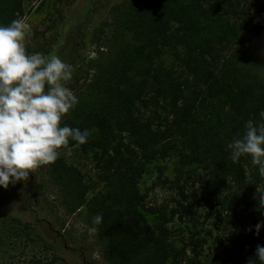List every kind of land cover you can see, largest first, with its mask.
Returning a JSON list of instances; mask_svg holds the SVG:
<instances>
[{"label": "trees", "instance_id": "16d2710c", "mask_svg": "<svg viewBox=\"0 0 264 264\" xmlns=\"http://www.w3.org/2000/svg\"><path fill=\"white\" fill-rule=\"evenodd\" d=\"M252 8L253 0H129L117 16L112 50L62 121L92 130L86 144L69 147L91 156L95 178L62 154L46 165L65 209L84 208L89 227L103 216L95 234L108 264H249L264 245V228L255 232L264 222V177L250 157L233 163L227 148L264 111V52L240 38ZM22 16L21 0H0V25ZM170 156L172 179L161 170L154 179L174 191L168 219L165 209L145 210L140 182L149 163ZM200 206L224 226L216 240L225 244L210 255L200 232L176 241L166 225L196 227ZM22 264L69 263L55 255Z\"/></svg>", "mask_w": 264, "mask_h": 264}, {"label": "rangeland", "instance_id": "374dc122", "mask_svg": "<svg viewBox=\"0 0 264 264\" xmlns=\"http://www.w3.org/2000/svg\"><path fill=\"white\" fill-rule=\"evenodd\" d=\"M21 1V18L30 24L26 50L56 54L73 65V78L67 87L77 96L91 83L96 69L112 50L115 20L129 0ZM240 38L249 49L261 47L264 52V0H253L251 19ZM78 49L80 54L73 64L71 61ZM62 155L69 164L94 180L90 155L80 154L76 149H72L71 156L64 155L62 150ZM175 164L173 156L152 161L140 182L145 210L165 209L168 219L174 191L169 185L154 183V179L159 170L163 172L161 178L172 179ZM84 211L82 208L72 213L65 209L57 188L49 179L46 165L32 170L24 181L10 184L7 189L0 188V264H22L33 257L49 263L55 255L69 264H108L104 243L95 232L89 231ZM144 214L151 224L157 223L158 214L146 211ZM198 215L196 227L177 219L166 225L173 231L176 241L185 239L190 230L200 232L207 239L205 255L221 250L224 242L219 244L216 238L224 239L223 224L204 206L198 208ZM15 219L29 223L31 229L23 232Z\"/></svg>", "mask_w": 264, "mask_h": 264}, {"label": "clouds", "instance_id": "9594fccd", "mask_svg": "<svg viewBox=\"0 0 264 264\" xmlns=\"http://www.w3.org/2000/svg\"><path fill=\"white\" fill-rule=\"evenodd\" d=\"M30 24L23 18L0 25V188L28 178L32 170L54 164L72 147L88 142L92 130L62 124L74 110L78 97L67 87L74 67L56 54L29 53L25 40ZM260 121L249 119L243 133L227 145L230 159L238 163L250 157L251 164L264 177V111ZM72 147H69V144ZM264 207V197L259 203ZM103 221L97 214L89 231L94 233ZM264 222L255 226L259 235ZM264 264V245H258L249 264Z\"/></svg>", "mask_w": 264, "mask_h": 264}]
</instances>
